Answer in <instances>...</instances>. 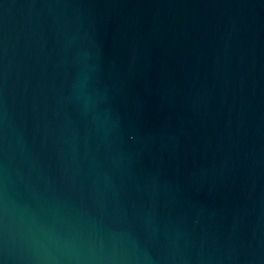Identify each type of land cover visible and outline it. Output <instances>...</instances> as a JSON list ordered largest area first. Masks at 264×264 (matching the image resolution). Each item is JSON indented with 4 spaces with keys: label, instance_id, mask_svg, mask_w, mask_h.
Masks as SVG:
<instances>
[{
    "label": "water",
    "instance_id": "1",
    "mask_svg": "<svg viewBox=\"0 0 264 264\" xmlns=\"http://www.w3.org/2000/svg\"><path fill=\"white\" fill-rule=\"evenodd\" d=\"M0 264H264V0H0Z\"/></svg>",
    "mask_w": 264,
    "mask_h": 264
}]
</instances>
